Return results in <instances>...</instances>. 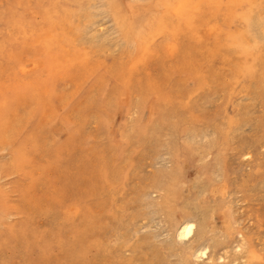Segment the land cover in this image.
Returning a JSON list of instances; mask_svg holds the SVG:
<instances>
[{"label":"rangeland","instance_id":"1","mask_svg":"<svg viewBox=\"0 0 264 264\" xmlns=\"http://www.w3.org/2000/svg\"><path fill=\"white\" fill-rule=\"evenodd\" d=\"M0 264H264V0H0Z\"/></svg>","mask_w":264,"mask_h":264},{"label":"bare ground","instance_id":"2","mask_svg":"<svg viewBox=\"0 0 264 264\" xmlns=\"http://www.w3.org/2000/svg\"><path fill=\"white\" fill-rule=\"evenodd\" d=\"M195 222L192 219H187L185 223H183L181 226L178 228V234L179 236H186L190 235L191 232L193 231ZM197 252L201 254H205L206 251L205 249H197Z\"/></svg>","mask_w":264,"mask_h":264}]
</instances>
